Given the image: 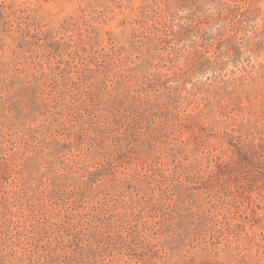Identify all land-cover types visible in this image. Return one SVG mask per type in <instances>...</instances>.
<instances>
[{
    "label": "rangeland",
    "instance_id": "rangeland-1",
    "mask_svg": "<svg viewBox=\"0 0 264 264\" xmlns=\"http://www.w3.org/2000/svg\"><path fill=\"white\" fill-rule=\"evenodd\" d=\"M0 264H264V0H0Z\"/></svg>",
    "mask_w": 264,
    "mask_h": 264
}]
</instances>
